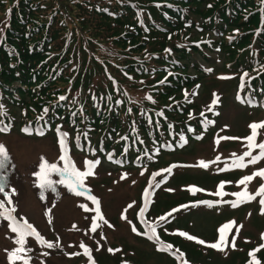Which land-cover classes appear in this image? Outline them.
<instances>
[{
    "label": "trees",
    "instance_id": "16d2710c",
    "mask_svg": "<svg viewBox=\"0 0 264 264\" xmlns=\"http://www.w3.org/2000/svg\"><path fill=\"white\" fill-rule=\"evenodd\" d=\"M259 7L260 0H0V90L9 102L21 98L29 117L47 113L54 123L59 116L90 132L94 142L104 139L110 146L131 131L148 140L154 128L149 116L173 115L179 91L195 83L187 74L192 61L180 69L168 59L187 58L178 43L223 32L222 50L239 65L253 42L248 31L259 23ZM235 26L244 34L229 43L226 37ZM259 43L263 50L264 35ZM193 66L200 73L199 65ZM166 67L186 77L172 75L158 84L168 75ZM144 93L151 99L141 100ZM116 146L120 152L123 142Z\"/></svg>",
    "mask_w": 264,
    "mask_h": 264
},
{
    "label": "rangeland",
    "instance_id": "374dc122",
    "mask_svg": "<svg viewBox=\"0 0 264 264\" xmlns=\"http://www.w3.org/2000/svg\"><path fill=\"white\" fill-rule=\"evenodd\" d=\"M230 82H233L230 83ZM233 87L229 92H226L224 94V97H221V106H220V111L221 113L218 116L219 124L220 122L225 123V124H230L231 130L229 131L230 133L237 134L240 136L242 133L239 131L242 130V127L244 126V121L247 119H244L243 114H248L247 110L244 109L243 107H240L239 105L236 104L234 101L235 97V82L234 81H229L225 84L224 88L228 87ZM223 88V89H224ZM229 89V88H228ZM202 89L197 90L196 92L193 93V96L195 97V102L200 103V99L205 97L207 94L201 93ZM223 93L224 91H220ZM210 107H213V105L210 104ZM20 111L18 110L17 114H19ZM221 115V118L219 119ZM261 121V120H259ZM204 133L202 139L198 141L197 143H192L191 144V150L189 152L187 151H182L181 153V158L185 157L186 161L191 162L186 170V173L183 176V183L185 184H190V183H195L200 186L202 190H205L206 192H209L210 194L215 193L218 190L217 187V182L218 181H231V183L225 184L226 186H230V189L233 187L236 179L240 176H245V175H250L255 171V167L257 166H251V164H247V166L243 169L241 168H236L233 167V157L232 153H235L237 156L241 155V149L239 142L244 140L245 137L249 136L251 134V130H245L243 129L242 132H244V137L243 138H238V136L232 137L233 145L235 147V150L232 148V142H227V140L222 139L220 135L218 138L221 140L225 141L226 143L219 145L217 144V140L215 137L212 136V133L210 131L207 132V130L203 129ZM264 136L263 133H260V135L257 136L256 140L261 139ZM0 139L2 140L1 145L4 146L5 148V153H6V159H4L3 167H0V185L1 183H7L9 180V183L11 185V190L4 194L1 193L0 199H4L5 195H9L12 199V205H6V207H15L17 215L21 218H26L29 222L34 223L37 225V227L46 235L48 234H55L53 230L58 233L59 231L62 233H65V235H70L69 234V229L73 227V225L76 226L74 229V237H76L79 241H84L89 242L90 245L94 247V244H99L101 248V252L99 253H106V251L109 248H113L114 246H119V245H124V240L121 239V234L122 231L120 230L119 226H113L111 222H109L112 227H109L106 225L109 230H108V236L104 237V239L100 237L96 238L95 235H90L87 231H84L83 228L85 226L84 222L80 223L79 222V217L76 216L77 213L75 211V206L70 205L69 209L71 210L72 215L71 216H63L60 215L58 211L59 205H57L54 210H55V218H52V223L55 227V229H51L50 226L47 228L42 224L41 220L43 219V211L45 214V205H49L48 201H52L50 197H47V194L51 193H60L62 191L60 183L56 186L52 187H44L41 189L39 187V180L38 177L35 175V173L40 171V164L42 162L41 158L43 157L45 160V157L52 158L51 154L55 151L56 153V148L54 147L53 141L49 139V137L45 138H36V137H27L22 135V133L18 130L17 126L15 129H13L12 133L9 135H3L0 136ZM13 150L9 151L7 150L8 148ZM52 147L54 149L52 150ZM49 155V156H48ZM219 156L220 160H223L222 163H219V161L216 160V165L214 166H208L207 168H203L200 166L201 161L205 160H210V159H216V157ZM67 158V157H66ZM0 159H3V157H0ZM68 159V158H67ZM81 159V161H84V157L78 158ZM101 159V158H100ZM248 158H245V163L247 162ZM70 160V159H68ZM100 164L92 170L94 172V175L92 177H95L96 179H100L103 176H106L108 174L109 170L112 169L114 166L112 163L108 162L105 158L101 159ZM80 161V162H81ZM32 162L33 165L31 164ZM36 162V166H35ZM227 162V169L228 170H223L226 168V163ZM215 163V162H214ZM211 163V164H214ZM28 165V166H24ZM261 166L258 164V167ZM58 168H61L57 166ZM62 169V168H61ZM133 177V176H132ZM12 180V181H11ZM54 181V180H53ZM121 182V180H120ZM122 184V183H121ZM121 184H115V181L112 182V184H103L104 191H106L109 196H117V201H118V206L120 208L115 209L113 214L115 217H119L120 215L124 214V210L121 209V207L124 205L126 199L124 198L123 194L125 189L127 187L121 188ZM130 184V182H129ZM165 189H175V185L172 183H167L164 187ZM178 190H180V187L177 186ZM228 188L222 189L225 193H233L232 190ZM90 191L88 194H97L96 190L89 189ZM109 191V192H108ZM45 194V195H44ZM41 195H43V199L41 198ZM229 197V195H226ZM72 202L76 201L80 204L83 202H87V199L84 197L82 198L81 196H70L69 198ZM59 200L64 203V196L60 197ZM67 200V199H66ZM109 203L113 204L114 199H109ZM5 204H7L5 202ZM101 208V207H100ZM159 209L162 207H158ZM210 209V207H205L203 206L201 210L203 209ZM236 208H231L229 211L221 213L220 209L217 207H213L210 210L205 211V213L200 212L199 214H194L192 215L193 221L195 224L193 225L192 228H185V227H180V228H185L189 231V233L192 234V236L204 240L206 243L204 246L208 247V244L216 242L218 239L213 240L211 238L213 237V231L216 230V228H219L220 226L224 225L225 223H228V218L225 217L224 215L228 213H233ZM64 210L67 211V206L64 205ZM241 212V209H240ZM245 213H241L239 215V219L241 220L244 216L245 218ZM128 215L129 213L126 212ZM222 214V215H220ZM258 214V213H257ZM24 215V216H23ZM236 219H238V215H234ZM185 217L178 219L175 223L181 224L184 221ZM76 220L79 222V224L76 222ZM146 220L151 223L147 218ZM187 221V219H186ZM192 220L188 221V225L191 226L193 223ZM186 225V224H185ZM234 225V224H233ZM237 227V226H236ZM233 228V226H232ZM232 228L228 231L230 232ZM238 228V227H237ZM58 229V230H56ZM69 231V232H68ZM252 231V228L250 225H245L244 229L237 235V239L234 240L235 243L239 240H246L245 235L249 232ZM227 234V232H226ZM190 235V234H189ZM17 234L12 233L10 229L8 228V221L7 220H0V264H9V261L7 259V254L5 252V249L12 250L15 247H18V245L15 244V239H16ZM51 238H55V236L51 235ZM61 239V236L57 235V238ZM71 237V238H74ZM50 238V239H51ZM160 238V237H159ZM219 238V237H218ZM47 240V241H50ZM161 239V238H160ZM57 241V239H54ZM69 240V239H68ZM54 246L57 245L55 242L53 244ZM128 245L130 247L129 252L133 253L134 250L137 248L138 250H145L147 252L153 253L154 252V247L153 245L146 241L144 244H141L136 238L134 237H129L128 239ZM227 245V244H226ZM225 245V246H226ZM64 247V250L67 251L69 250L71 253H82L83 249L81 251L79 245L77 243H69V247L66 244L62 245ZM87 246V245H86ZM195 246V245H192ZM25 247L30 248L31 252L28 253V256L31 257V260L29 261V264H36L37 260L40 261L42 258H45L47 261V264H81L78 263L79 261L75 260L72 261L70 259H67L64 256H60L56 251H61L63 249H58L54 248L52 250V256L48 257L45 256L43 257L41 254L44 253L42 246L36 244L34 241L26 237V244ZM167 248V247H165ZM198 249V248H197ZM200 250V249H198ZM109 252V251H108ZM70 253V254H71ZM100 254V255H101ZM220 254V253H218ZM157 254H145V261H136L134 258H128L126 262L121 263V264H168L167 258H159V256H156ZM91 256L93 259H98L91 253ZM116 259L110 261L107 260L106 262H99V264H116ZM192 260L195 262H199L196 260H200V258L194 259L192 257ZM16 264H23L22 261L16 262Z\"/></svg>",
    "mask_w": 264,
    "mask_h": 264
},
{
    "label": "snow or ice",
    "instance_id": "6c2138e0",
    "mask_svg": "<svg viewBox=\"0 0 264 264\" xmlns=\"http://www.w3.org/2000/svg\"><path fill=\"white\" fill-rule=\"evenodd\" d=\"M208 71H211V69H208ZM246 76L247 73H244ZM222 78H228V77H222ZM243 80V78H242ZM60 100H65V97L61 96L59 98ZM149 99H151L149 97ZM237 99L239 100L240 97L237 96ZM216 99H213L211 102L212 105L216 104ZM117 103H120L117 101ZM0 108H2V105H0ZM211 110V108L209 109ZM45 112H47V109H45ZM3 113H0L2 115ZM203 116V113H201ZM249 128L251 130V134L244 139L247 141L246 144V151L242 153V155L237 156L235 153H232L233 157V167L236 168H245L247 164L255 165L257 164L261 159H264V142L256 143V138L258 136V129H264V121L261 122H253L249 125ZM6 128H0V131H6ZM191 130V129H189ZM66 137V133L63 134ZM199 138V137H198ZM183 135H181V140H183ZM222 139H234L232 137H223ZM219 141H217L218 143ZM60 146L61 150L64 149V140L60 141ZM254 149H259V153L256 155H253V150ZM0 157H3V159H0V167H3L4 159H6V153H5V148L3 145H0ZM245 158L247 159V162L245 163ZM60 160L64 161V167L58 168L55 163H48L44 158L42 157L41 164H40V171L35 173V175L38 177L39 180V187L43 189L44 187H52L53 184L55 183L51 179V173L56 172L61 179L58 181V183L65 185L70 192H73L76 196H86L88 200L92 202L93 205H95V217L92 218V223L90 227V231L92 233H95L97 229L101 226L102 222L105 225H108L109 227H112V225L109 224V222L104 218L101 208H100V202L98 198L94 195L88 194L90 191L87 186L85 185V179L89 176L94 175V172L92 171L93 165L96 163H99V161H84L85 168L86 170L80 171L78 170L74 164L71 162V160L66 159L64 155H61L59 157ZM216 160L219 161L220 157L217 156ZM226 163V168L223 170H228L227 169V162ZM200 166L203 168H207L209 166V163H206L204 161L200 162ZM255 177H260L262 180H264V168H260L257 171L253 172L250 175H245L242 178H240L236 183L237 186L239 185H244V190L237 191L235 193H225L222 191L224 189L225 184L231 183V181H221L218 185V190L213 193L212 195H215L217 197H223L225 195H232L238 198L239 202H251L256 199L257 196H259L261 199L259 200L261 207V212L264 213V183H261L256 191L255 194H251L247 191V186L250 182L254 180ZM83 189V191H81ZM191 191L195 193L196 191H203L202 189H198L196 187H192ZM5 189L4 187L0 186V193H4ZM149 190L145 189L143 197H144V207L140 208V213H139V219L141 223L144 225L145 231H139L137 227L132 224V221L127 220V216L122 214V219H124L130 226H131V231L136 234V235H141L146 237L148 240H155L157 243L160 242L159 236L157 233V225L156 224H150L147 220L144 218V213L145 209L148 206V199H149ZM41 198L43 199V195H41ZM5 202L8 205H12V199L9 195H5L4 199H0V220H7L8 221V228L12 233H16V239H15V244L18 245V247L13 248L12 250L5 249V252L7 254V259L9 261V264H16L18 261H22L23 264H29V261L31 260V257L28 256V253L31 252L30 248L25 247L26 244V237H35L36 241L41 245L45 246L49 249L53 248V243L45 240V238L40 235V233L34 228L32 224H30L26 218H19L14 215L16 209L15 207H6ZM224 203H231L232 207H237V202H232V201H223ZM134 203V202H133ZM133 203H130L127 205V208H132ZM198 203H202L205 205H208L209 207L213 206L212 201H200ZM79 207L83 209L85 212L89 211V208L85 204H80ZM127 208L124 210L125 212L127 211ZM177 211V209L172 210ZM47 214V213H46ZM171 212L167 213L166 215L160 216L158 219L160 222L167 223V217L171 216ZM49 222L51 220L49 219ZM234 222H228L225 223L224 225L220 226L218 228V233H219V238L216 242L208 244L207 246L218 250V251H224V247L227 244V239H226V232H228ZM162 226V225H161ZM76 226L73 225V229H75ZM238 231V229H237ZM181 237H186L189 240H195L197 243L204 245L206 242L202 239H198L194 236L189 235L186 232L179 231L178 233ZM102 239H104L103 235L101 236ZM261 239H264V234L261 235ZM59 241V238H57V243ZM81 249H83L84 254L87 256L89 264H95V261L93 260L91 256V250L85 246L83 243L79 245ZM232 247H235L234 242L232 243ZM172 245H168L167 248H158V251H166V250H171ZM264 248V244H261L257 249H253L249 251L248 255L250 257V260L248 261V264H262L261 260L256 257V253L261 249ZM97 250H99V244L97 247ZM109 252H114L118 250H114L109 248ZM42 255H48L47 252L42 253ZM70 255H79V253H71ZM183 257V253H181L179 256H177L178 260H181ZM182 264H187L186 261H182Z\"/></svg>",
    "mask_w": 264,
    "mask_h": 264
}]
</instances>
